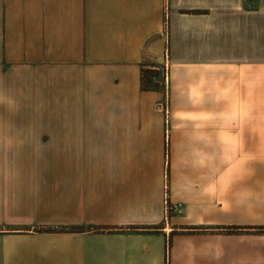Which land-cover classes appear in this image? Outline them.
<instances>
[{
  "label": "crops",
  "instance_id": "1",
  "mask_svg": "<svg viewBox=\"0 0 264 264\" xmlns=\"http://www.w3.org/2000/svg\"><path fill=\"white\" fill-rule=\"evenodd\" d=\"M0 264H264V0H0Z\"/></svg>",
  "mask_w": 264,
  "mask_h": 264
},
{
  "label": "trees",
  "instance_id": "2",
  "mask_svg": "<svg viewBox=\"0 0 264 264\" xmlns=\"http://www.w3.org/2000/svg\"><path fill=\"white\" fill-rule=\"evenodd\" d=\"M149 73L147 72V70L142 71V78H141V83H142V89L144 90H149V89H154L157 86H153L151 85V75H148ZM230 229H234V228H230ZM45 232H49V233H55V232H59L58 230H47Z\"/></svg>",
  "mask_w": 264,
  "mask_h": 264
},
{
  "label": "rangeland",
  "instance_id": "3",
  "mask_svg": "<svg viewBox=\"0 0 264 264\" xmlns=\"http://www.w3.org/2000/svg\"><path fill=\"white\" fill-rule=\"evenodd\" d=\"M147 72L149 73L148 75H151V77L157 76L156 81L151 78V85L158 86L162 71L161 70H158V71H156V70H147Z\"/></svg>",
  "mask_w": 264,
  "mask_h": 264
},
{
  "label": "built area",
  "instance_id": "4",
  "mask_svg": "<svg viewBox=\"0 0 264 264\" xmlns=\"http://www.w3.org/2000/svg\"><path fill=\"white\" fill-rule=\"evenodd\" d=\"M178 206H170L168 203H166L165 205V210H166V213H170V212H176L178 210Z\"/></svg>",
  "mask_w": 264,
  "mask_h": 264
}]
</instances>
